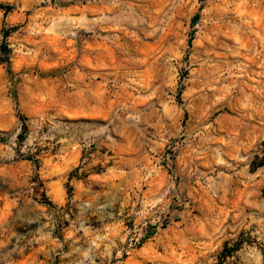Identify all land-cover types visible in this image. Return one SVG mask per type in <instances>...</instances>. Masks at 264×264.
<instances>
[{
  "label": "rangeland",
  "instance_id": "rangeland-1",
  "mask_svg": "<svg viewBox=\"0 0 264 264\" xmlns=\"http://www.w3.org/2000/svg\"><path fill=\"white\" fill-rule=\"evenodd\" d=\"M4 43L0 264H264V0H0Z\"/></svg>",
  "mask_w": 264,
  "mask_h": 264
},
{
  "label": "trees",
  "instance_id": "trees-1",
  "mask_svg": "<svg viewBox=\"0 0 264 264\" xmlns=\"http://www.w3.org/2000/svg\"><path fill=\"white\" fill-rule=\"evenodd\" d=\"M10 9H11L10 6L6 7V10H10ZM7 50H8V48H7V45L5 43L3 45H1L0 51L6 52ZM19 117H20V119H22L21 118L22 116H19ZM25 135H26V126L23 125L22 132L18 135V139L20 140V142L24 140ZM260 147H261L260 151L253 156V158L251 159V161L249 163V168H250L251 172H254L257 169L264 166V140L261 142ZM241 244H242L241 242H236L230 251H227V248H224V251L221 254V256L228 255L232 250L237 251L240 248Z\"/></svg>",
  "mask_w": 264,
  "mask_h": 264
},
{
  "label": "crops",
  "instance_id": "crops-1",
  "mask_svg": "<svg viewBox=\"0 0 264 264\" xmlns=\"http://www.w3.org/2000/svg\"><path fill=\"white\" fill-rule=\"evenodd\" d=\"M82 253H84V252H82ZM30 257H31V259L35 258L33 255H31ZM27 259H29V256L27 257ZM37 259L40 262V264H46V261L44 259H40L38 256H37Z\"/></svg>",
  "mask_w": 264,
  "mask_h": 264
}]
</instances>
